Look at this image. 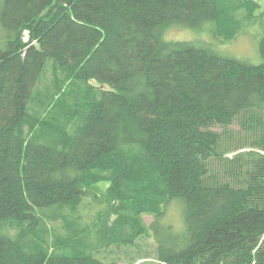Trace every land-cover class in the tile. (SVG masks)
Masks as SVG:
<instances>
[{
  "label": "trees",
  "instance_id": "1",
  "mask_svg": "<svg viewBox=\"0 0 264 264\" xmlns=\"http://www.w3.org/2000/svg\"><path fill=\"white\" fill-rule=\"evenodd\" d=\"M259 21L230 0H0V264H116L144 236L156 264H264V33L259 64L169 34Z\"/></svg>",
  "mask_w": 264,
  "mask_h": 264
},
{
  "label": "rangeland",
  "instance_id": "2",
  "mask_svg": "<svg viewBox=\"0 0 264 264\" xmlns=\"http://www.w3.org/2000/svg\"><path fill=\"white\" fill-rule=\"evenodd\" d=\"M244 10L253 8L258 15L264 11V0H230ZM264 33V25L261 21L253 22L242 27L241 33L236 39L230 42H221L215 37L211 24L202 23L193 27H181L170 31L172 37L177 39H185L196 43L207 42L214 49L226 56L235 57L248 61L253 64L262 62L259 53V40ZM27 34L24 33L26 39ZM109 183H99L101 189L107 188ZM153 220L152 216L145 215V222L150 223ZM163 224H171L176 231L183 227V217L180 207L173 204L168 213L164 217ZM106 259H113L116 264H156L154 253V240L151 237H139L131 245H121L119 248L111 252L102 254Z\"/></svg>",
  "mask_w": 264,
  "mask_h": 264
},
{
  "label": "bare ground",
  "instance_id": "3",
  "mask_svg": "<svg viewBox=\"0 0 264 264\" xmlns=\"http://www.w3.org/2000/svg\"><path fill=\"white\" fill-rule=\"evenodd\" d=\"M100 213V212H99Z\"/></svg>",
  "mask_w": 264,
  "mask_h": 264
}]
</instances>
